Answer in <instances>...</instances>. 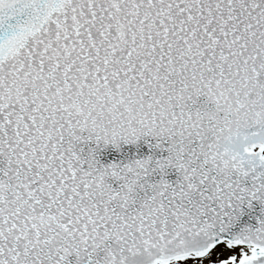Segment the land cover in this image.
Listing matches in <instances>:
<instances>
[{
	"label": "snow or ice",
	"instance_id": "obj_1",
	"mask_svg": "<svg viewBox=\"0 0 264 264\" xmlns=\"http://www.w3.org/2000/svg\"><path fill=\"white\" fill-rule=\"evenodd\" d=\"M0 264H264V0H0Z\"/></svg>",
	"mask_w": 264,
	"mask_h": 264
}]
</instances>
